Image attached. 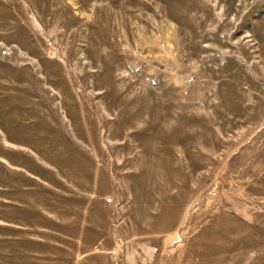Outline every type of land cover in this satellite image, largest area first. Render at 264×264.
<instances>
[{
    "label": "rangeland",
    "instance_id": "rangeland-1",
    "mask_svg": "<svg viewBox=\"0 0 264 264\" xmlns=\"http://www.w3.org/2000/svg\"><path fill=\"white\" fill-rule=\"evenodd\" d=\"M0 264H264V0H0Z\"/></svg>",
    "mask_w": 264,
    "mask_h": 264
}]
</instances>
